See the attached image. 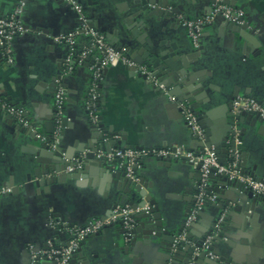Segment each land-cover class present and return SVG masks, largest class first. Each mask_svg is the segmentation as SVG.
<instances>
[{"label": "crops", "instance_id": "1", "mask_svg": "<svg viewBox=\"0 0 264 264\" xmlns=\"http://www.w3.org/2000/svg\"><path fill=\"white\" fill-rule=\"evenodd\" d=\"M76 1L83 6L91 25L104 36H110L122 51L127 52L126 46L130 48L138 63L153 72H157L153 65L158 59L156 55L162 53H173L182 58V63L198 69L203 82L185 87L181 95L191 98V102H180L200 106L198 112L207 120L210 139L220 141L228 132L233 121L231 104L235 95H250L264 104V0H224L227 5L244 10L245 29L252 39L244 40L229 22L217 17L203 31L199 50L179 19L195 20L204 16L211 10L213 0H149L150 7L158 11L152 14L142 11L144 0ZM17 5V0H0V17L10 15ZM21 20L30 32L11 42L12 63L0 46V92L12 105L25 110V119L30 124L19 129L21 125L0 110V264H24L30 250L40 249L48 239H54L58 245L68 242L70 235L51 226L52 219L85 226L94 219L107 218L124 188L120 189L124 184L115 177L119 167L124 166L122 162L108 170L98 158L87 160L85 169L83 166L79 169L82 170L79 179L60 178L44 187L25 186L27 180H37L38 174L50 179L60 166L61 160L52 158V152L43 149L38 137L48 135V124L55 116V94L60 86L67 92L64 113L68 115L69 125L60 145L73 154L88 144H100L86 100L92 82V65L96 58H101V52L94 51L91 60L76 63L72 71L67 70L72 49L55 42L54 38L79 30L80 21L64 0H25ZM88 49H91L90 38L79 35L76 51ZM192 56L196 59L190 60ZM166 83L163 82L165 86ZM99 94L100 125L104 128L98 132L112 130L122 134L115 137V140L126 139L122 148L180 146L200 151L207 140L195 136L179 106L167 94L122 64L102 71ZM234 129L242 142L240 149L247 161V174L264 178L262 122L247 117L236 122ZM39 161L45 162L44 169L40 168ZM134 176L137 180L129 176L134 184L144 182L159 209L156 214L162 219V232L170 235L148 241L138 238L131 246L120 226H108L85 241L75 264H162L166 261L168 240L182 231L193 210L199 173L196 166L182 161L164 163L156 157H147L134 170ZM5 186L14 187V192L3 194ZM131 187L134 185L128 184L124 194L132 199L135 197L129 193ZM211 188L218 195V202L208 203L202 209L191 229L193 239L190 240H202L220 217H224L221 224L225 228L224 236L214 241V254L235 264H264V200L256 196L249 198L218 176L214 177ZM188 254L184 253L175 264H183ZM198 263L214 264L207 257L200 258ZM42 264L54 263L43 261Z\"/></svg>", "mask_w": 264, "mask_h": 264}, {"label": "built area", "instance_id": "2", "mask_svg": "<svg viewBox=\"0 0 264 264\" xmlns=\"http://www.w3.org/2000/svg\"><path fill=\"white\" fill-rule=\"evenodd\" d=\"M71 8L78 14L80 21V28L75 32L63 34L55 37V42L59 44H66L71 47V55L67 59V70L72 71L76 63L91 60L93 52L98 50L101 52V58L95 59L96 61L92 65V82L89 88V93L86 100V109L91 123L94 126L100 125V114H99V86L102 78V71L109 66L115 64H122L136 75L146 76V79L151 80L153 84L159 87L165 94H167L170 100L176 103L185 119L187 125L192 132L200 140L205 141L206 133L205 130L199 123V118L193 110L192 104L188 102H180L177 97L171 95V89L161 83L154 72L145 65L137 63L126 51L116 50L110 43L106 36L101 34L95 26L89 23V20L85 14L83 6L76 0H64ZM18 5L14 11L6 16L0 17V46L6 51L8 62L12 63L10 44L13 39L19 35L30 32L21 20V16L24 12L25 0H17ZM170 10L171 9H167ZM217 17H222L230 24H234L241 27H247L245 20V12L242 9L234 8L227 5L224 0H213L211 10L204 16L190 20L187 18L179 19V24L185 28L193 42L194 47L200 49V41L203 31L210 26ZM79 35L86 36L91 40V49L86 51H76L77 38ZM67 100L66 89L62 86L58 88L55 94V106L58 111V124H60L61 117L64 113V106ZM0 110L16 120L23 127H30L29 122L25 119V110L20 106L12 105L0 92ZM233 112L235 114L248 113L254 116L260 117L264 122V104L258 101L256 98L246 95L241 96L240 94L233 101ZM60 125L57 127L55 134V141L52 144L53 149H57L60 140ZM39 139L44 141L46 137L38 135ZM237 146L240 147L242 142L236 138ZM236 158L227 163L220 161L219 155L216 151L215 146L210 148L205 147L203 151H191L184 147L172 146L160 149H131V148H116L111 149L109 152L99 151L97 158H105L109 161L119 160L123 165L127 166L128 176L134 180L137 178L134 176V168L139 166L141 160L147 157H156L158 159H186L189 163L194 166L201 165V182L198 187V192L195 195V203L192 212L188 215L185 220V227L182 233L176 236L173 244V248L177 247L182 243H186L194 248L193 256L191 257L188 264H199L198 260L203 253H206V257L210 260H219L212 250V245L215 239L218 237L221 224L224 221V217H220L215 225V230L208 236L201 248L197 247L196 242H192L188 239V229L196 224L199 214L202 209L208 203H217L218 195L210 191V173L215 170V176L225 175L230 181L240 182L245 189L250 190L256 197L264 200V178H256L250 174H243L239 168L240 162V150H238ZM76 165L74 167H68L66 173H71L82 168V163L75 160ZM52 176H49L51 178ZM3 194H12L14 187L6 186L2 191ZM149 206L132 208L130 206H118L113 210L112 214L105 219H94L85 226H74L70 225L65 221L59 219H52L50 225L67 232L70 235L69 246L57 245L55 247L49 242V249L36 251L35 249L30 250V264H41L42 261H56V264H71L72 256L74 253L79 251L82 244L91 236H95L102 232L106 227L122 222L126 229L131 230L134 227L133 215L139 214L143 211H148ZM42 260V261H41Z\"/></svg>", "mask_w": 264, "mask_h": 264}, {"label": "water", "instance_id": "3", "mask_svg": "<svg viewBox=\"0 0 264 264\" xmlns=\"http://www.w3.org/2000/svg\"><path fill=\"white\" fill-rule=\"evenodd\" d=\"M149 3L151 4V2L149 0H144L143 5L141 7L142 11L151 12L149 14L158 12L157 10L151 8ZM231 25H232L233 31L236 34H239L244 40L250 41L252 39V37L250 36V33L245 29V27L237 26L234 24H231ZM107 37H108V40L110 41L111 45L116 50H118V51L123 50V48H119L118 46H116V44H114V42L112 41V38L110 36H107ZM125 49L127 50V53H129V54L131 53L130 48H128L126 46ZM195 52H197L196 55L198 58V56H199L198 51H195ZM130 56L138 63V60H136V56L134 53H131ZM159 56H160V54L156 55V57H158V59H155L153 62V65L157 70V72L156 71L154 72L157 79L161 83L168 81V83H166L167 87L170 89H174L173 91L171 90V95L177 97L178 101H190L189 99H191V98H189V97L184 98V96H182L181 93L185 89V87L191 88V84H194V83L200 84L203 82V80H201L202 79L201 75L198 73V69H192L188 64L182 63V58H180V57L178 58L173 53H171L169 55H164V53H162L160 58H159ZM192 57L189 59L190 60L196 59V56L193 58ZM170 58L173 59V62H171V61L169 62ZM131 72L133 74H135L133 71H131ZM141 77L146 78V76H141ZM183 93L187 94L186 91H184ZM238 95L239 94L235 95V98ZM235 98L232 101H234ZM192 107H193V110L195 111V113L197 114V116L199 118L200 125L205 130L206 138H207L205 143H203V146H202L200 151H203L205 147L210 148L211 146H215L216 151L219 155L220 161L222 163H225V161L226 162L231 161V160L233 161L236 158V155H237L236 152L238 150H240L239 168L242 170L243 174H245V173L247 174L248 172L245 169L247 166V161H246L245 156L242 154L240 147L237 146V142H236L237 132L234 129V125L236 122H242V120L244 118H247V117L250 118L251 117V118H256L257 120H259V122H262L263 128H264V122L260 119V117L254 116L252 114H248L245 112L240 113V114H235L233 112L232 113L233 121L231 122V125H230L228 132L226 134H224L223 138L220 141H217L215 139H210V134H209V131L207 130V127H206V121L207 120L205 119V117L203 116V114L201 112H198L200 106L192 104ZM231 108L233 111V102L231 104ZM67 119H68V115L66 113H63V115L61 117L60 124H58V111L56 109L55 110V116L50 119V122L48 124V126H49L48 131H47L48 135L46 136V139L44 141H42V143H41V146L43 147V149L50 150L52 152V154H53V155H51V156H53L52 158H57V159L61 160L60 162H58L57 159H55L56 162H58L60 164L59 168L58 169L56 168L53 172L55 175H53L50 179H45V178H43L42 175L40 176V174H38L36 176L38 178L37 180H32V179L27 180V182L25 183V186H27V187L43 186L44 187L48 184H51L55 181L60 180V178L63 179L64 181L72 180V179H79L81 174H82V170H76V171L71 172V173H66V170L68 167H74L76 165L75 160H78L79 162L82 163L83 170H84L85 165H86L85 163L87 162V160L88 159L89 160L97 159V153L99 151L109 152L111 150V148H114V149L122 148V142L124 140H126L125 138H123L122 140H115L116 136H119V135L121 136L122 134H119L118 132H114L112 130L111 131L103 130V133L100 134L98 132V129L104 128L103 125H100L94 129L95 130V136L98 138V141L100 140V144L95 146L94 144L91 143V144H88L86 147L79 149L77 152H75L73 154L67 153L63 149V147L60 145L61 136H63L64 130L66 128H68V126H69ZM59 125H60V129H61L60 133H59L60 143H59L57 149L55 150L52 148V144L55 141V134H56L57 127ZM19 129H23L22 126H20ZM130 148L131 149H138V147H136V146H131ZM224 157H227V159H229V160H226V158L224 160ZM99 161L104 162L105 167L108 170H111L114 164H117V163L120 164L121 163V161H119V160L108 161L105 158L99 159ZM162 161L164 163H166V162L171 163L172 161H182V162L188 163L190 165H193V164L189 163L188 160H186V159H180V160L163 159ZM39 162L41 163L40 168L44 169L45 168V162H43V161H39ZM136 168H137V166L134 168V170H136ZM196 168H197V171L199 173L198 185L196 188V193H197L198 187H199L200 182H201V173H200L201 165L196 166ZM45 174H46V172L44 171L43 175H45ZM214 174H215V170H212L210 175H209L210 186H211V183L213 182V179L215 177ZM56 176H58L59 178L58 177L56 178ZM252 176H254V174H252ZM115 177L118 179V181L121 180V184H124V185L120 186V189H122L123 186H124V188L118 194V197L112 206V210L110 212V215L112 214L113 210L116 209L118 206H130L132 208L149 206V209H148V211H143L139 214L133 215L132 218L134 220V227L131 230L126 229L122 222L115 223V224H112L110 226H115V225L120 226L122 228V231H123L125 237L128 239L129 244L131 246H133V243H135L138 238H145V240L148 241L151 239L154 240V239L161 238L163 236V234H165V235L169 234V232H162L163 231L162 230L163 224L161 222L162 219L160 216H158L156 214L159 211V209L155 206V202L152 201V196L149 195L148 191L145 189L144 182L134 184L133 180H131V178L128 176V170H127L126 165L119 167L118 172L115 175ZM219 177L224 182H228L231 186L237 188V190L242 191L249 198H254V196H255L254 193L250 190L245 189V187L240 182H238V181L232 182L225 175H220ZM128 184H129V186L134 185V187H131V191L129 193L133 194V196L135 198L131 199L130 197H128L127 195L124 194L125 187H128ZM132 190H133V192H132ZM209 190L213 191V188L210 187ZM254 200H257V199H254ZM100 219H105V218H100ZM184 227H185V223H184L182 231L184 230ZM192 228H193V226L188 229V239H193L192 233H190ZM214 228H215V226L211 227L206 232L205 236H203L202 240L196 241L198 248L202 247L204 240L213 233V231L215 230ZM220 230H221V232H220V235L218 236L219 238L217 237L215 239V241L219 240L220 238H223V236H224L223 232H224L225 228L222 227ZM182 231L179 232L177 235L174 234L172 236V238L170 240H168V243L166 245L168 247L167 258H166V261L163 262L162 264H175V262L177 260L181 259L182 255L184 253H186V254L189 253V254H188L187 258L185 260H183V264L189 263L191 257L193 256V253H194L193 247L182 242L177 247V249L173 248V244H174V240H175L176 236L180 235L182 233ZM49 242H51L55 247H58L57 246L58 244H56L54 239H48L43 247H41L40 249H35V250L41 251V250L49 249ZM84 243L82 244L81 249L73 254L71 264L77 263V258L79 257V255L82 252V248H83ZM63 245L67 247V246H69V242H66ZM200 258H206V253H203ZM211 261L214 264H235L234 262H232V260L228 261V260H225L224 258H220L219 260H211ZM42 262H41V264H42ZM30 263H31V259H30V252H29V258L26 259L24 264H30ZM53 263L56 264V261L54 260Z\"/></svg>", "mask_w": 264, "mask_h": 264}]
</instances>
